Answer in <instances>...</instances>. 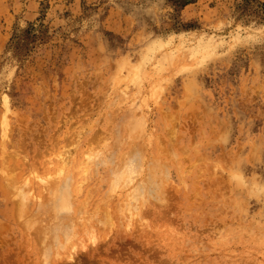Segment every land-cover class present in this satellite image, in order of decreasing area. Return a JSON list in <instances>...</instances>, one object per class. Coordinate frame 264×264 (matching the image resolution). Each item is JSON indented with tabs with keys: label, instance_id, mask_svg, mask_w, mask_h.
Here are the masks:
<instances>
[{
	"label": "rangeland",
	"instance_id": "obj_1",
	"mask_svg": "<svg viewBox=\"0 0 264 264\" xmlns=\"http://www.w3.org/2000/svg\"><path fill=\"white\" fill-rule=\"evenodd\" d=\"M0 264H264V0H0Z\"/></svg>",
	"mask_w": 264,
	"mask_h": 264
},
{
	"label": "bare ground",
	"instance_id": "obj_2",
	"mask_svg": "<svg viewBox=\"0 0 264 264\" xmlns=\"http://www.w3.org/2000/svg\"><path fill=\"white\" fill-rule=\"evenodd\" d=\"M130 168V167H129ZM60 171H61V169H58V172H57V175H56V178H59L60 177ZM132 172V171H131ZM67 176L68 175H66L64 178H62L63 179V183L60 185V184H56L55 185V195H56V200H55V207H56V209L57 210H59V211H62V210H66V209H68V207H69V205H70V196L73 194L72 193V189L71 188H69V184H70V182H69V184L67 183ZM50 176H48V178H49ZM37 178H39L40 180L41 179H43L44 177H37ZM46 179H47V177H46ZM61 179V180H62ZM70 179V178H69ZM56 182H57V180H55ZM54 181V182H55ZM145 191V190H144ZM20 193V192H19ZM139 197H140V194H139ZM141 199V198H140ZM141 201H144V200H142L141 199ZM140 201V202H141ZM143 203V202H142ZM141 203V204H142Z\"/></svg>",
	"mask_w": 264,
	"mask_h": 264
}]
</instances>
